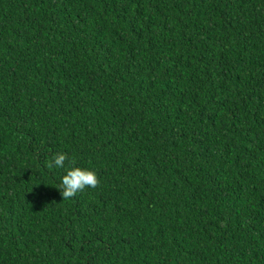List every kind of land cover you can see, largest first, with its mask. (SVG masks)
<instances>
[{"label":"trees","instance_id":"16d2710c","mask_svg":"<svg viewBox=\"0 0 264 264\" xmlns=\"http://www.w3.org/2000/svg\"><path fill=\"white\" fill-rule=\"evenodd\" d=\"M0 264H264V0H0Z\"/></svg>","mask_w":264,"mask_h":264},{"label":"clouds","instance_id":"9594fccd","mask_svg":"<svg viewBox=\"0 0 264 264\" xmlns=\"http://www.w3.org/2000/svg\"><path fill=\"white\" fill-rule=\"evenodd\" d=\"M68 159L67 153H57L53 156L49 167L65 168V161ZM98 183L99 180L95 171L80 166H73L67 168L66 174L61 178L60 186L57 188L61 192L62 200H64L74 197L77 192L83 191L86 187L94 188Z\"/></svg>","mask_w":264,"mask_h":264}]
</instances>
